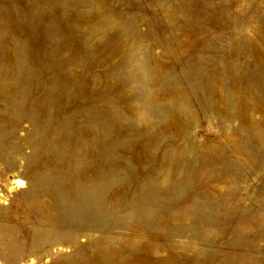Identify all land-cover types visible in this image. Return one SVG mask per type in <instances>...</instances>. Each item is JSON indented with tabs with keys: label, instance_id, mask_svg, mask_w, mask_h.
<instances>
[{
	"label": "rangeland",
	"instance_id": "rangeland-1",
	"mask_svg": "<svg viewBox=\"0 0 264 264\" xmlns=\"http://www.w3.org/2000/svg\"><path fill=\"white\" fill-rule=\"evenodd\" d=\"M0 264H264V0H0Z\"/></svg>",
	"mask_w": 264,
	"mask_h": 264
},
{
	"label": "bare ground",
	"instance_id": "bare-ground-1",
	"mask_svg": "<svg viewBox=\"0 0 264 264\" xmlns=\"http://www.w3.org/2000/svg\"><path fill=\"white\" fill-rule=\"evenodd\" d=\"M22 185V184H21Z\"/></svg>",
	"mask_w": 264,
	"mask_h": 264
}]
</instances>
